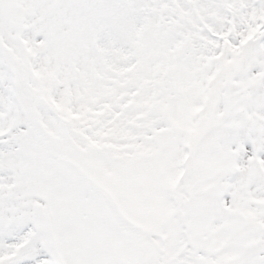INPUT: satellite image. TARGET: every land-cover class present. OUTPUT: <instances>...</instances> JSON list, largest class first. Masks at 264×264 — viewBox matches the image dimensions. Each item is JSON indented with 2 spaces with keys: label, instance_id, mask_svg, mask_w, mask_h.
<instances>
[{
  "label": "snow or ice",
  "instance_id": "6c2138e0",
  "mask_svg": "<svg viewBox=\"0 0 264 264\" xmlns=\"http://www.w3.org/2000/svg\"><path fill=\"white\" fill-rule=\"evenodd\" d=\"M0 264H264V0H0Z\"/></svg>",
  "mask_w": 264,
  "mask_h": 264
}]
</instances>
